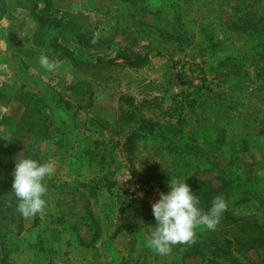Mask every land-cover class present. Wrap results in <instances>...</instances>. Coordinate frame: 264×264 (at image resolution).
Returning <instances> with one entry per match:
<instances>
[{"label":"rangeland","instance_id":"1","mask_svg":"<svg viewBox=\"0 0 264 264\" xmlns=\"http://www.w3.org/2000/svg\"><path fill=\"white\" fill-rule=\"evenodd\" d=\"M45 2L61 26L34 31L22 18L0 30V264L182 260L147 244L171 178L218 187L229 172L256 181L264 201V56L254 51L264 23L226 27L248 11L264 18V0ZM41 54L60 67L44 70ZM23 158L54 165L46 206L30 218L12 189ZM259 201L233 213L264 224ZM240 259L264 264V252Z\"/></svg>","mask_w":264,"mask_h":264},{"label":"trees","instance_id":"2","mask_svg":"<svg viewBox=\"0 0 264 264\" xmlns=\"http://www.w3.org/2000/svg\"><path fill=\"white\" fill-rule=\"evenodd\" d=\"M47 1V0H46ZM38 14L37 19L43 28L55 25L61 26L60 21L46 15ZM43 13V12H41ZM258 20L264 23V18H259L251 11L246 12L241 17H235L234 20L226 27L234 32L239 33L250 28V20ZM264 26V25H262ZM253 34V31L251 32ZM255 55L262 57L264 52L257 51V47H264V31L259 32V41L254 42ZM56 51L62 48L58 43H55ZM65 50L68 49L65 47ZM69 54V51H67ZM93 65V64H91ZM136 138H131L127 150L129 153L136 150ZM222 184L214 187L213 183L208 180L199 179L196 176L189 178L185 182L190 186L192 192L196 194L200 200L199 207L207 212L211 207L213 198L217 195H222L228 204L227 210L223 212L219 227V233L196 232L195 243L191 245H177L168 256H176L183 254V259L172 261L173 264H187V262L200 259L206 264H244L240 257L252 251L264 252V224L255 217L240 216L233 213V210L239 206L252 202L259 201L264 206L263 197H261L260 189L257 188L256 181L244 179L242 176H236L234 179L228 180L229 172H223ZM166 185V188L170 191ZM155 217L152 215L148 219V226L155 227ZM152 229L148 230L150 235ZM177 257V256H176Z\"/></svg>","mask_w":264,"mask_h":264},{"label":"clouds","instance_id":"3","mask_svg":"<svg viewBox=\"0 0 264 264\" xmlns=\"http://www.w3.org/2000/svg\"><path fill=\"white\" fill-rule=\"evenodd\" d=\"M40 66L49 72L60 67V61L47 55L39 56ZM54 171L51 162L40 163L35 159L23 158L15 163L12 189L18 200L17 211L30 218L43 212L47 195L46 178ZM170 191L160 192L159 199L152 204L155 227L151 230L147 244L160 256L171 254L177 245H191L196 240V229L214 231L228 204L222 195H217L205 212L199 207L200 200L185 180L171 178Z\"/></svg>","mask_w":264,"mask_h":264},{"label":"crops","instance_id":"4","mask_svg":"<svg viewBox=\"0 0 264 264\" xmlns=\"http://www.w3.org/2000/svg\"><path fill=\"white\" fill-rule=\"evenodd\" d=\"M38 0H31V1H26V0H0V30L3 32H7L8 29L14 24H17L19 19H31L33 22V27L35 28L34 31H37V28L41 27L39 20L37 19L38 14H43L45 15V0L41 2H37ZM42 3L43 9L38 8V4ZM26 4L32 5L31 8H27ZM43 12V13H41ZM15 16L17 19H15ZM36 33V32H35ZM34 33V34H35ZM0 38V48L1 51H3L5 48V42L4 40ZM34 43V42H33ZM3 52H0V58L2 57Z\"/></svg>","mask_w":264,"mask_h":264}]
</instances>
